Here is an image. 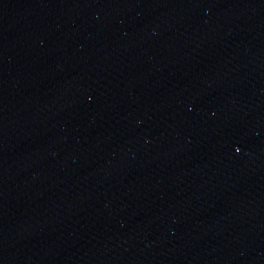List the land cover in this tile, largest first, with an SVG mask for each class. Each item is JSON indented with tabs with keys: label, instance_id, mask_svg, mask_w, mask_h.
<instances>
[{
	"label": "water",
	"instance_id": "95a60500",
	"mask_svg": "<svg viewBox=\"0 0 264 264\" xmlns=\"http://www.w3.org/2000/svg\"><path fill=\"white\" fill-rule=\"evenodd\" d=\"M0 264H264V0H0Z\"/></svg>",
	"mask_w": 264,
	"mask_h": 264
}]
</instances>
